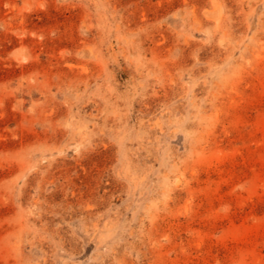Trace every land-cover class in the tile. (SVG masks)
I'll list each match as a JSON object with an SVG mask.
<instances>
[{"label":"rangeland","instance_id":"obj_1","mask_svg":"<svg viewBox=\"0 0 264 264\" xmlns=\"http://www.w3.org/2000/svg\"><path fill=\"white\" fill-rule=\"evenodd\" d=\"M0 264H264V0H0Z\"/></svg>","mask_w":264,"mask_h":264}]
</instances>
